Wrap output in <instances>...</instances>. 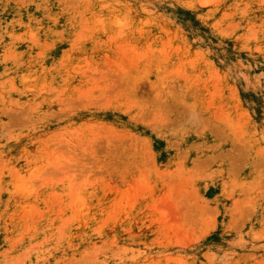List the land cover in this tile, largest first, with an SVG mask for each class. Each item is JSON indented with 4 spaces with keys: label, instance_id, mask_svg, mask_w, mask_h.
<instances>
[{
    "label": "rangeland",
    "instance_id": "1",
    "mask_svg": "<svg viewBox=\"0 0 264 264\" xmlns=\"http://www.w3.org/2000/svg\"><path fill=\"white\" fill-rule=\"evenodd\" d=\"M0 264H264V0H0Z\"/></svg>",
    "mask_w": 264,
    "mask_h": 264
}]
</instances>
